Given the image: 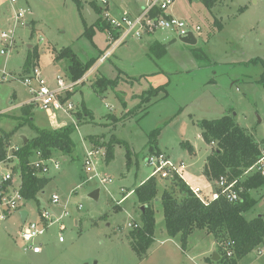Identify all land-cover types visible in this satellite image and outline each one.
<instances>
[{"label":"rangeland","instance_id":"374dc122","mask_svg":"<svg viewBox=\"0 0 264 264\" xmlns=\"http://www.w3.org/2000/svg\"><path fill=\"white\" fill-rule=\"evenodd\" d=\"M144 1L0 0V50L6 45L1 33L14 28L10 47L6 54L0 53V78L5 76L0 82V136L6 135L7 156L20 147L22 135L31 139L56 124L74 125L72 153L53 152L52 160H45L47 170L36 173L48 177L47 183L35 198H24L20 204L28 220L38 221L37 207L53 219L67 201L69 214L61 220L63 241L57 240L55 224L40 238L41 252L24 251L19 237L22 218L15 211L0 220V264H209L206 256L211 258L215 250L218 258L222 255L224 248L204 230L190 233L184 248L179 234L167 235L160 195L169 187L177 197L181 193L169 179L155 176L154 242L147 256L138 258L126 235L127 223L141 224V205L133 191L127 192L152 176V167L146 163L151 146L172 163L184 162L185 179L203 194L216 190L215 181L208 180L202 170L209 145H215L204 142L201 119L231 115L264 148V88L258 84L262 66L254 61L264 57V0H213L210 6L202 0H175L167 12L194 31L195 44L183 43L174 31L158 29L141 39L131 38L98 63L108 48L107 31L97 26L98 18L105 12L134 14ZM19 9L23 17L14 27V11ZM64 47L78 60L93 62L86 79L67 93L66 102L73 109H52L53 119L32 101L23 77L29 76L37 87L32 77L35 67L50 89L56 88V76L68 84L66 61L53 60L54 51ZM98 77L107 83L95 86ZM91 137L99 143L93 161L96 170L108 176L106 183L84 169L86 151L93 146ZM185 141L193 147L192 153L181 144ZM107 145L112 150L108 161ZM17 162L16 156L7 157L0 165L13 172L15 182L20 179ZM252 172L247 170L240 180ZM95 189L98 193L92 198L89 193ZM52 192L61 204L50 203ZM247 193L256 203L246 216L264 219V183ZM238 264H264V245L248 252Z\"/></svg>","mask_w":264,"mask_h":264},{"label":"trees","instance_id":"16d2710c","mask_svg":"<svg viewBox=\"0 0 264 264\" xmlns=\"http://www.w3.org/2000/svg\"><path fill=\"white\" fill-rule=\"evenodd\" d=\"M202 1L208 6L213 3V0ZM92 4L97 11L100 10L95 6V3ZM97 26L100 29L107 27L101 18H98ZM156 46L154 44L150 47L154 49ZM62 59L66 61L65 71L71 80L81 78L93 62V59L86 62L78 60L69 47L54 51L53 60ZM254 61L262 66L258 84L264 88V57L256 58ZM28 65L27 60L25 71L28 70ZM105 83L107 81L103 77H98L95 86ZM198 124L204 142L208 145H215L211 147V151L206 157L204 174L212 181H216L221 175L225 176L228 181L235 180L236 188H242L241 191L239 190L240 198L237 202H229L220 194L216 199L209 197L201 201L180 179L168 180L178 186L177 189L181 194L180 197H177L172 191L173 188L170 187L162 191L160 202L164 228L169 237L179 234L182 248L186 246L188 235L195 229H201L207 234H211L220 248L221 246L224 248V243L230 242L232 243L230 256L226 254L225 250H222V255L216 261L210 257H206L205 261L209 264H238V260L248 252L259 245H264V219L261 216L250 218L246 216V213L251 211L256 203V199L250 197L247 190L262 185L264 177L253 171L244 180H240L257 161L262 148L258 146L250 133L234 121L231 115L223 114L216 119H201ZM73 129V124L53 129H42L36 136L28 139L26 144L21 143L20 147L13 151L12 154L18 158L15 167L20 172V191L25 199L35 198L49 179L35 174L36 169L30 165V156L36 150L41 152L43 158L51 157L55 151L71 154L73 147L70 133ZM5 139L6 135L0 136V161L6 160L7 157ZM91 142L92 148H97L98 140L91 137ZM181 144L189 152H192L193 148L187 141L181 142ZM150 150L151 152L156 151L152 149V146ZM111 158V145H107L105 159L108 161ZM216 190L220 192L218 188ZM130 191H133L136 200L143 208L140 207L141 224L131 228L126 237L133 252L142 259L147 256L149 248L154 242L155 217L152 201L157 194L155 176H150L128 192ZM37 209L39 210V207Z\"/></svg>","mask_w":264,"mask_h":264},{"label":"built area","instance_id":"2783aa9c","mask_svg":"<svg viewBox=\"0 0 264 264\" xmlns=\"http://www.w3.org/2000/svg\"><path fill=\"white\" fill-rule=\"evenodd\" d=\"M12 2L14 0H11ZM175 0H145L144 4L138 8L134 13H121L117 16H113L108 12L102 14V21L106 23L107 31V42L108 48L102 52L98 58V62H103L108 56L111 55V52L116 47L126 43L131 38L141 39L144 35L153 33L155 30H165L169 29L174 31L179 36H184L187 32H191L194 36V31L189 30L186 23L176 18L170 12H167V9ZM100 2L107 3V0H100ZM23 10L19 9L14 12V27L17 25V22L23 17ZM195 30H199V27L196 26ZM14 28L8 32H2L1 38L6 40V45L0 50L1 54H6L7 47L11 45V39L13 36ZM32 77L37 83V87H33L30 82L29 76L23 77V82L28 85L33 94V99L35 103L39 104L41 108L47 111L50 117L54 116V113L51 111L62 110L68 112L73 109L71 102H66L67 93L73 91L75 86H78L80 82L86 79V75H83L77 80H71L68 84H65L61 76H56V88L50 89L46 85L45 79L41 75V71L37 68L32 69ZM5 79V76L0 78V82ZM213 144V143H212ZM18 149V148H16ZM15 149V150H16ZM97 148H91V150L86 151L84 159V169L89 172L92 171V177L97 178L99 182L106 183L108 182V176L99 173L96 170L93 157L97 153ZM14 155H8L7 157L12 158ZM6 157V160H7ZM51 159L43 158L41 152L36 150L30 156V165L38 171H46L47 165L45 160ZM4 160V161H6ZM52 160V159H51ZM0 161V165L4 163ZM54 162V168H57L56 161ZM146 163L152 167V176H159L163 179H175L181 180L189 190L199 198L201 201H204V197L201 195V190L197 186H192L184 177V171L187 165L180 161L178 163H172L168 157L161 151H155L148 153L146 157ZM249 170L258 172L262 177H264V148L261 149V154L257 161L249 168ZM35 173V174H36ZM37 175V174H36ZM19 181L15 182L13 179V172L9 169H0V220L5 219L10 216L13 212L17 211L19 214L21 211H25L24 218L21 220V226L19 229V237L23 242L22 249L26 252H31L37 254L41 252L42 242L40 238L46 233V230L57 224L58 234L57 240L59 242L63 241L61 230L64 229V226L61 224V220L64 216L68 215L66 210V203L62 204V210L58 216H55L45 210H38L39 220L30 221L27 219V211L21 207V201L24 199L20 187H21V177L19 172ZM216 187L220 192L215 191L210 195L211 199H216L220 194L223 195L229 202H237L239 200V190L242 188H236V181H228L225 176H219L216 181ZM124 198V197H122ZM50 203L51 204H61L60 198L56 193L50 194ZM120 200L118 201V203ZM80 208V205L78 206ZM21 216V214H20ZM127 227L134 228L137 227V224L134 222L127 223ZM232 243H224V250L228 256L232 254V249L230 245Z\"/></svg>","mask_w":264,"mask_h":264},{"label":"water","instance_id":"95a60500","mask_svg":"<svg viewBox=\"0 0 264 264\" xmlns=\"http://www.w3.org/2000/svg\"><path fill=\"white\" fill-rule=\"evenodd\" d=\"M180 41H182L183 43L189 44V45H193L196 43V38L195 36L191 33V32H187L186 35L184 36H179L178 37ZM21 140L23 145L26 144V142L28 141V138L24 135L21 136ZM98 193V189L93 190L92 192L89 193V196L92 198H95L97 196ZM141 208H143V206H141ZM25 211H21V218H24L25 215ZM218 259V254L217 253H213L212 255V260L216 261Z\"/></svg>","mask_w":264,"mask_h":264},{"label":"crops","instance_id":"0c3cea01","mask_svg":"<svg viewBox=\"0 0 264 264\" xmlns=\"http://www.w3.org/2000/svg\"><path fill=\"white\" fill-rule=\"evenodd\" d=\"M15 12V11H14ZM98 63H100V62H98ZM66 66V65H65ZM86 75V74H85ZM83 82V81H82ZM82 82H80V83H82ZM79 83V84H80ZM24 106H25V104H24ZM52 118L54 119V117L52 116ZM57 126H55V127H53V128H59V127H61V125L60 124H56ZM191 145V144H190ZM208 145V144H207ZM193 148V147H192ZM210 151H211V146L209 145V150H208V152H207V154L205 155V157H204V161H203V166H202V170H203V173H204V166H205V163H206V157H207V155L210 153ZM192 152H193V150H192ZM192 152H189V153H192ZM205 175V174H204ZM206 177V176H205ZM207 178V177H206ZM208 180H210L209 178H207ZM212 181V180H211ZM190 184V183H189ZM191 185V184H190ZM213 185V184H212ZM194 186V185H193ZM195 186H197V185H195ZM198 187V186H197ZM208 190H210V188L208 187L207 188ZM212 189H213V187H212ZM200 190H201V188H200ZM216 190L215 189H213V190H210L208 193H206V194H203V192H202V190H201V195L202 196H204V198L205 197H207V198H209L210 197V195L213 193V192H215ZM130 192H132V191H130ZM130 192H127V194H129ZM53 193V192H52ZM126 196V195H125ZM248 217V216H247ZM162 242V241H161ZM214 253H216V250H215V252ZM207 257V256H206ZM211 259H212V256H211Z\"/></svg>","mask_w":264,"mask_h":264}]
</instances>
